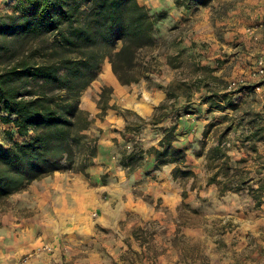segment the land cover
Segmentation results:
<instances>
[{
    "label": "crops",
    "instance_id": "0c3cea01",
    "mask_svg": "<svg viewBox=\"0 0 264 264\" xmlns=\"http://www.w3.org/2000/svg\"><path fill=\"white\" fill-rule=\"evenodd\" d=\"M204 24L209 26L208 21ZM250 26L264 35L262 16ZM244 30H237V37L243 33L240 44L217 41L211 30L206 34L202 64L216 72L203 93L249 98L260 111L253 81L236 91L227 89L228 81L247 71L259 47L248 41ZM104 70L111 71L110 65ZM106 78L103 84L112 90L111 101L121 108L149 116L165 99L158 88L143 90L138 97V90L120 85L113 74ZM166 80L160 88L170 78ZM185 113L176 122L175 147L185 154L182 169L197 174L200 158L193 156L188 142L199 122L196 114ZM94 124L101 130L96 155L83 174L54 172L6 199L20 204L0 215V264H264V218L244 216L235 192L206 183L183 188L172 176L175 165L158 167L152 154L137 169L123 168L118 150L125 123L112 112ZM10 125L0 122V138ZM182 204L200 213V221H181ZM29 207L33 214L22 217Z\"/></svg>",
    "mask_w": 264,
    "mask_h": 264
},
{
    "label": "trees",
    "instance_id": "16d2710c",
    "mask_svg": "<svg viewBox=\"0 0 264 264\" xmlns=\"http://www.w3.org/2000/svg\"><path fill=\"white\" fill-rule=\"evenodd\" d=\"M15 7L18 14L0 15V63L15 51L8 38H58L46 49L32 47L33 54L0 71V122L24 139L0 145V202L54 172L83 174L92 165L99 137L91 133L89 113L80 108L81 93L104 59L120 85L136 83L139 53L153 45L159 21L136 0H15ZM161 131L160 150H152L157 166L175 165L174 178L191 176L182 169L184 152L174 145L176 124ZM4 136L12 135L5 131Z\"/></svg>",
    "mask_w": 264,
    "mask_h": 264
},
{
    "label": "rangeland",
    "instance_id": "374dc122",
    "mask_svg": "<svg viewBox=\"0 0 264 264\" xmlns=\"http://www.w3.org/2000/svg\"><path fill=\"white\" fill-rule=\"evenodd\" d=\"M136 1L149 9L159 21L153 35V45L139 53L142 70L137 74L138 80L128 86L139 91L138 97L143 90L158 88L165 93V99L149 116L116 105L111 101L112 90L103 84L107 82L106 75H112L111 71L106 73L104 70V66L109 64L108 59H104L92 83L81 93L80 108L89 113L96 125L112 112L120 117L125 125L121 131L123 142L122 148L118 150V162L129 164L132 170L139 168L145 157L152 154L153 149L160 150L158 142L163 137L162 129L176 124L178 119L186 114V110L196 114L195 120H198L199 124L194 134L189 136L191 140L188 144L193 156L200 158V171L197 174L190 171L191 176L176 174L174 180L183 188H201L206 183L214 184L222 192L233 191L243 202V211L240 212H243L244 216L251 214L256 218H264L262 115L252 103V99L219 98L214 94H204L203 91L208 92L207 88L210 86L207 82L212 80L216 69L202 64L203 50L208 41L206 34L211 30L217 41L238 40L239 44L242 43L240 38L243 33L237 37V30L249 27L259 16L264 19V0ZM18 13L15 0H0V15ZM205 21H208L209 26L204 24ZM57 38V34L41 37L35 42H18L14 39L15 42L13 38H8L5 41L9 46H14L15 51L10 60L5 58L4 62L0 63V71L22 55L33 54L35 47L46 49ZM35 60L40 61V58L35 57ZM169 78V83L160 88L159 86ZM211 87V90L215 88ZM104 88L106 90L101 98ZM188 102L190 104L187 106ZM203 104L206 105L205 108L201 107L199 113H195L198 106ZM158 121L160 123L155 125ZM7 132L12 136L0 138V145L3 147L9 146L13 141H24L16 135L12 125ZM91 133L100 136L94 129ZM175 134L177 135L176 131ZM176 140L178 141L177 138ZM58 172L66 175L78 174L68 170ZM101 181L105 182V176ZM19 204V201L0 202V215L14 212ZM31 214L33 211L29 207L22 211L21 216L27 217ZM178 217L181 221L188 219L196 224L201 216L197 211L182 204ZM147 236L148 233L145 237ZM184 246L187 247V244ZM81 247L83 245L77 249L80 250Z\"/></svg>",
    "mask_w": 264,
    "mask_h": 264
},
{
    "label": "built area",
    "instance_id": "2783aa9c",
    "mask_svg": "<svg viewBox=\"0 0 264 264\" xmlns=\"http://www.w3.org/2000/svg\"><path fill=\"white\" fill-rule=\"evenodd\" d=\"M259 27V26H258ZM260 28V27H259ZM244 35L248 41L259 44V47L254 54L248 69L245 73L237 76L227 82V89L236 91L247 87L248 81H253L254 92L260 96L262 115V146L264 147V35H259L256 27H247L244 30ZM264 165V164H263Z\"/></svg>",
    "mask_w": 264,
    "mask_h": 264
}]
</instances>
